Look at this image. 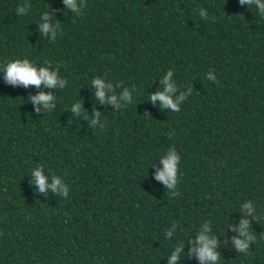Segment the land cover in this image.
<instances>
[{"label":"trees","instance_id":"1","mask_svg":"<svg viewBox=\"0 0 264 264\" xmlns=\"http://www.w3.org/2000/svg\"><path fill=\"white\" fill-rule=\"evenodd\" d=\"M76 4L79 15L64 0H0V65L48 60L68 81L63 89L25 88L0 70V264H168L179 245L176 264H201L190 250L204 223L218 241L217 264H264L259 10L239 0ZM45 22L60 25L55 38L40 32ZM169 70L174 102L188 93L177 113L149 99L164 90ZM97 76L117 103H100ZM40 92L56 97L49 112L30 102ZM169 148L181 158L173 189L155 178ZM38 167L49 184L60 176L68 195L39 191ZM242 219L257 237L247 255L236 251L229 227Z\"/></svg>","mask_w":264,"mask_h":264},{"label":"clouds","instance_id":"2","mask_svg":"<svg viewBox=\"0 0 264 264\" xmlns=\"http://www.w3.org/2000/svg\"><path fill=\"white\" fill-rule=\"evenodd\" d=\"M239 4L241 5H255L259 10L262 17H264V0H239ZM65 8L70 9L75 14H81L80 8L76 4V0H64ZM31 7L27 3L24 7L17 6L16 14L24 15L27 8ZM200 16L207 18L206 13L201 10ZM42 18L47 21L51 19L48 16L47 12L42 14ZM215 19V17H214ZM60 28V25L55 24V29L52 24L45 22L40 25L41 33H52L53 38H55L56 30ZM45 66L37 67L34 63H32L29 59H14L11 61H5L3 65H0V70H3L4 80L11 85H22L27 88L28 86H35L39 88L43 85L47 89L53 88H64V85L68 83L66 78H61L58 72L60 65L56 66L57 70H50L51 63L48 60L44 61ZM173 75V71H167L164 79L161 83L165 86L163 91H158L154 95L150 96V100L155 103V101L159 100L161 102L162 107H169L173 113L180 112L181 108L179 107L178 101L184 100L188 93L182 94L177 102H174L171 94L176 90L175 85L170 82V78ZM208 79L212 82L216 81V75L209 73ZM91 84L94 86L95 95L99 98L100 103H117V96L112 95L109 97H105V92L112 91V85L105 83L104 79L100 76L94 77L91 80ZM119 86V85H118ZM191 91V89H189ZM56 99L52 94L40 92L38 95L30 96V102L35 106L37 104L43 105V108L46 112H49L53 108V101ZM121 99L128 101L129 100V91L125 89ZM37 112L40 111L39 108L36 109ZM71 111L73 114H78L81 111V104L79 102L75 103L71 107ZM94 117H98V113L93 112ZM87 118V117H85ZM93 124L98 123V120L94 119L92 121ZM170 135H174V133H170ZM161 163L163 164V168L158 170L156 173V179L162 181L167 189H173L177 187L178 181V164L180 163V156L177 154L175 148H169L166 156H161ZM42 167V166H41ZM41 167L36 168L32 172V176L34 178V183L38 187L39 191H44L46 188H50L54 193H58L62 196H67L69 189L65 186L61 177L58 175L52 176V182L49 184L47 177L43 174ZM174 196L179 195L176 191L173 193ZM243 209L246 214H252L254 212L253 205L248 202L243 204ZM249 220L242 219L238 226L230 225L234 231L238 233V236L232 237V243L237 252L243 253L247 255L249 253L250 243H254L257 240L255 234L249 231ZM175 228V225H173ZM210 231L208 223H204L203 231L197 236L196 240L193 242L196 247L191 249V252H194L201 262V264H217L220 260V254L216 251L218 241L215 237L209 238L206 233ZM171 232L168 233L171 236ZM264 238V237H261ZM182 251V245H179L175 248V251L172 252L170 259L168 260V264H176L177 261V253Z\"/></svg>","mask_w":264,"mask_h":264}]
</instances>
